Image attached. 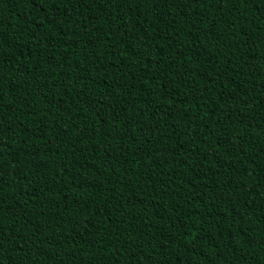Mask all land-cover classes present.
<instances>
[{
    "label": "trees",
    "instance_id": "16d2710c",
    "mask_svg": "<svg viewBox=\"0 0 264 264\" xmlns=\"http://www.w3.org/2000/svg\"><path fill=\"white\" fill-rule=\"evenodd\" d=\"M0 264H264V0H0Z\"/></svg>",
    "mask_w": 264,
    "mask_h": 264
},
{
    "label": "bare ground",
    "instance_id": "6f19581e",
    "mask_svg": "<svg viewBox=\"0 0 264 264\" xmlns=\"http://www.w3.org/2000/svg\"><path fill=\"white\" fill-rule=\"evenodd\" d=\"M188 10V9H187ZM188 13V12H187ZM189 14V13H188ZM187 14V15H188ZM175 19V18H174ZM141 20H143V19H141ZM192 20V19H191ZM172 21V20H171ZM174 22V21H173ZM191 25V24H190ZM149 27H150V24H149ZM181 28H183V26L181 27ZM184 29V28H183ZM199 30V29H198ZM200 32V31H199ZM191 34V33H190ZM199 34V33H198ZM203 45V44H202ZM197 46H199V45H197ZM196 46V47H197ZM200 46H201V44H200ZM193 56V55H192ZM205 97V96H204ZM227 114V113H226ZM228 123V122H227ZM228 126V125H227ZM224 128V127H223ZM199 130H200V128H199ZM225 130V129H224ZM230 130V129H229ZM228 132V131H227ZM209 143V142H208ZM230 143V142H229ZM228 149V148H227ZM242 154V153H241ZM244 154V153H243ZM184 188V187H183ZM238 192V191H237ZM193 194V193H192ZM190 195V194H189ZM186 198V197H185ZM182 199V198H181ZM184 199V198H183ZM233 201V200H232ZM234 203V202H233ZM238 204V203H237ZM234 205V204H233ZM188 206H190V204H188ZM185 207H187V206H185ZM233 208V207H232ZM196 214V213H195ZM199 258V257H198ZM198 262V261H197ZM200 263V262H199Z\"/></svg>",
    "mask_w": 264,
    "mask_h": 264
}]
</instances>
